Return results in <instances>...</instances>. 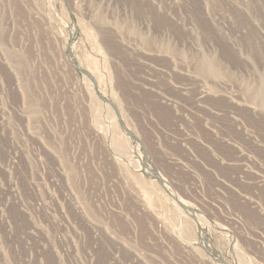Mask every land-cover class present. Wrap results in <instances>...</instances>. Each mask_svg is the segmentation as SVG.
Returning <instances> with one entry per match:
<instances>
[{"label": "rangeland", "instance_id": "1", "mask_svg": "<svg viewBox=\"0 0 264 264\" xmlns=\"http://www.w3.org/2000/svg\"><path fill=\"white\" fill-rule=\"evenodd\" d=\"M0 264H264V0H0Z\"/></svg>", "mask_w": 264, "mask_h": 264}, {"label": "water", "instance_id": "2", "mask_svg": "<svg viewBox=\"0 0 264 264\" xmlns=\"http://www.w3.org/2000/svg\"><path fill=\"white\" fill-rule=\"evenodd\" d=\"M180 207L186 210V208L183 205H180Z\"/></svg>", "mask_w": 264, "mask_h": 264}, {"label": "bare ground", "instance_id": "3", "mask_svg": "<svg viewBox=\"0 0 264 264\" xmlns=\"http://www.w3.org/2000/svg\"><path fill=\"white\" fill-rule=\"evenodd\" d=\"M198 213H196V215H197ZM196 217V216H195ZM203 229V228H202ZM210 250V249H209ZM211 252V251H210Z\"/></svg>", "mask_w": 264, "mask_h": 264}]
</instances>
